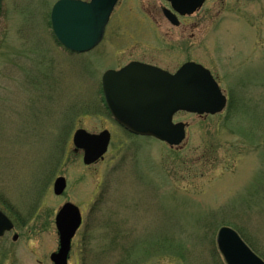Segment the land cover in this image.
<instances>
[{"label":"rangeland","instance_id":"obj_1","mask_svg":"<svg viewBox=\"0 0 264 264\" xmlns=\"http://www.w3.org/2000/svg\"><path fill=\"white\" fill-rule=\"evenodd\" d=\"M58 1L0 0V207L15 225L7 264H53L66 203L83 214L69 264H226L223 227L264 261V0H206L179 27L161 0H119L104 41L81 55L54 38ZM135 59L172 73L204 66L226 110L176 115L187 126L178 147L126 133L104 105L102 76ZM79 129L111 132L102 161L86 166L74 152Z\"/></svg>","mask_w":264,"mask_h":264},{"label":"water","instance_id":"obj_2","mask_svg":"<svg viewBox=\"0 0 264 264\" xmlns=\"http://www.w3.org/2000/svg\"><path fill=\"white\" fill-rule=\"evenodd\" d=\"M168 1L182 15L194 14L205 3V0ZM117 2L59 1L52 12V26L57 39L74 53L92 51L103 40ZM103 92L109 110L121 126L134 135L152 137L171 147L180 146L186 138L185 125L173 123L177 113L216 115L227 104L211 73L195 63L186 64L175 75L132 63L119 72L108 71L103 77ZM110 143L108 131L91 134L78 130L74 136L75 152H84V164L87 166L102 159ZM66 188V179L58 178L54 185L55 194L61 196ZM81 224L80 209L71 203L64 205L56 217L60 248L51 256L53 264H68L72 241ZM13 228L12 221L0 212V237ZM217 244L227 264H264L230 228L220 230Z\"/></svg>","mask_w":264,"mask_h":264},{"label":"flooded vegetation","instance_id":"obj_3","mask_svg":"<svg viewBox=\"0 0 264 264\" xmlns=\"http://www.w3.org/2000/svg\"><path fill=\"white\" fill-rule=\"evenodd\" d=\"M161 1H162V4L160 7V10L162 11L165 18L173 26L179 27L183 23V20L186 17H189V16H181L179 13L173 11L172 5L169 2H167L166 0H161ZM239 1H243V0H239ZM0 9H1V6H0ZM169 11L174 13L172 20H169V18L167 17V15H169L168 14ZM175 23L178 25H175ZM133 62L143 63L145 65L157 67V68H160L164 71L170 72L168 69H165V68H163L157 64H154V63H152V61H149V60L135 59V60H131L128 64L133 63ZM128 64H125L119 68H115V70H121L122 68H124ZM215 79L220 84L219 80L217 78H215ZM0 210L9 218V210H8L7 205H6V208L0 207ZM3 261H6L4 264H7V262L9 261V232H5L4 235L0 237V264H3Z\"/></svg>","mask_w":264,"mask_h":264}]
</instances>
